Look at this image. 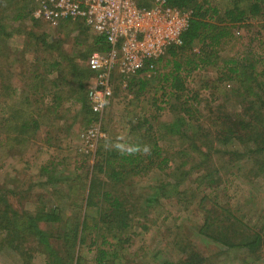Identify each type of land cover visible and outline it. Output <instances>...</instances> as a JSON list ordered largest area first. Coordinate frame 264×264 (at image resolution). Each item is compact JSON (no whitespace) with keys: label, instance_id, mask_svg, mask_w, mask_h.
Returning <instances> with one entry per match:
<instances>
[{"label":"rangeland","instance_id":"1","mask_svg":"<svg viewBox=\"0 0 264 264\" xmlns=\"http://www.w3.org/2000/svg\"><path fill=\"white\" fill-rule=\"evenodd\" d=\"M35 1L0 0L4 27L0 31V194L7 196L22 219L43 217L47 213L42 211L54 209L57 222L44 218L38 226L52 237L50 244L58 257L72 255V264H97L99 251L117 252L116 264H185L198 259H204L203 264H264V175H255L251 162L233 153L249 146L234 140L216 142L217 135L203 137L210 133L213 119L232 123L243 118V114L237 118L242 106L233 91L235 84L226 83L217 92L204 86L215 80L217 66L228 57L252 58L264 68V17L256 16L233 29L234 38L217 65L189 73L185 59L188 90L181 98L163 80L172 69L164 63L140 77L147 81L144 89L140 79L132 86L128 82L127 87L116 82L114 96L101 117L105 137L96 142L88 140V134L100 118L75 100L80 95L72 88L77 89L82 80L89 90L92 75L87 62L97 52V35L85 29L83 22L54 29L29 17L16 19L24 5L33 6ZM229 1L214 3L224 8ZM55 61L64 71L58 85L64 90L62 104L57 109L58 86L52 88L50 80H56L58 73H47ZM33 71L44 74V85L50 89L46 96L43 88L37 92L38 79H30ZM114 71L117 75L119 66ZM30 93L34 94L24 100ZM28 119L33 130L15 139L13 125L10 128L7 121ZM180 119L185 125L178 124ZM191 128L197 132L196 143L212 139L198 143L203 154L213 152L205 167L200 166L198 152L184 155L191 141L183 135H192ZM155 140L163 150L160 160L168 159L164 169L142 170L139 175L125 172L119 181L98 171L101 153L122 151L127 141L140 142L146 150ZM87 142L97 143L96 150ZM108 194L119 198L130 214L124 231L100 222L102 214L112 212L104 199ZM77 222H86L87 233H80L77 247L68 249L64 238ZM257 235L263 238L261 247L254 251L239 248ZM29 240L17 252L3 246L0 264H53L57 260L44 253L46 246L35 237Z\"/></svg>","mask_w":264,"mask_h":264},{"label":"trees","instance_id":"2","mask_svg":"<svg viewBox=\"0 0 264 264\" xmlns=\"http://www.w3.org/2000/svg\"><path fill=\"white\" fill-rule=\"evenodd\" d=\"M153 0H139V5L150 6ZM169 6L178 8L181 10H191L193 11V17L191 20L189 30L183 36V45L180 47H171L168 49L167 53L160 59L156 61L149 62L145 70L139 72L137 75L133 76L129 80V85H135V82L140 79L141 76L145 75L147 72L154 71L160 63L166 64L167 67L172 66V69L163 78L169 84V88L173 95H177L179 98L187 93L188 90V80L187 76H183L185 71L183 67L185 65V59L189 69V73L196 69L203 68L205 66L217 65V61L224 47L230 44V41L234 38L233 29L241 28L247 21L255 19L256 16L264 17V0H230L226 7H221L219 4H215L214 0H166ZM39 0L35 1V5H24L23 10L17 12L16 19L23 17H29L35 23L39 22L34 19V11L38 8ZM19 5V4H18ZM43 22V21H41ZM40 23V22H39ZM79 22L65 21L60 27L65 24H72ZM82 24V23H80ZM58 27V28H60ZM3 24L0 22V31L3 29ZM85 29L88 30L86 26ZM96 50L100 52H105L107 50V44L105 39L97 36L95 38ZM198 49L197 52L194 50ZM189 58V59H187ZM41 63H44L41 62ZM50 67L52 68L49 73L51 75L54 71L58 73V77L50 80V85L52 88H56L59 85V81L63 80V66L59 62H53ZM217 76L214 81L206 82L204 87L211 88L213 91H219L222 86H226L229 82L235 84L234 93L237 94L240 99L242 112L237 114L239 118L243 114L241 120L228 122L222 118L213 119L211 122L210 133L203 135V137L210 136L211 138L216 136V142L227 143L228 140H234L239 144H244L249 146L246 151L235 150L234 155L238 156L240 159H246L253 165V170L255 175H264V68L259 67L256 61L252 58L250 60H241L237 58H225L223 62L217 66ZM44 68L46 66L44 65ZM43 68V69H44ZM88 68V67H87ZM78 67L75 66L73 73L77 74ZM89 72V69H87ZM87 70H85L83 75L87 77ZM36 72V73H35ZM33 71L30 79H38L37 92L40 88L44 91L42 95L46 96L50 92L48 86L44 85V74H40L38 71ZM43 73V71H42ZM45 73V72H44ZM89 74H91L89 72ZM92 75V74H91ZM82 78V77H80ZM35 79V80H36ZM44 80V81H43ZM49 81L48 79H46ZM77 89L72 88V92L76 91L80 96H74L75 100L81 103L84 107L91 111L89 104V99L87 97V86L79 80ZM227 83V84H226ZM118 84V83H117ZM141 89H144L147 85V81L142 78L139 80ZM119 85V84H118ZM40 87V88H39ZM55 90V108L60 107L62 104V91L61 86ZM48 92L46 93V91ZM35 94H38V93ZM89 93V90H88ZM34 94V93H33ZM26 94L24 100L30 99L29 95ZM229 95L227 94V98ZM191 114V111L188 112ZM235 115V114H234ZM190 117V116H189ZM236 118V117H235ZM236 118V119H237ZM232 120V117L230 118ZM235 119V120H236ZM30 119L19 122L7 121L8 126L13 128L11 133L15 135V139H20L24 134L33 130L31 126ZM184 120L180 119L178 124L185 125ZM36 123V122H35ZM192 135L184 134L183 138L190 140L191 143L183 151L185 156H190L191 151L198 152L199 162L202 165L207 166L208 162L212 161L213 152L209 151L207 153H202L201 148L198 147V143L203 142L197 141V132L191 128ZM189 135V136H188ZM189 138H188V137ZM203 144L208 143L212 139L203 138ZM17 143L16 140H14ZM196 143V144H195ZM212 144H214L212 142ZM125 146L121 151L119 148L107 150L104 154L101 153L102 162H100V167L98 171L100 173H105L110 179L114 181H119L121 177L124 176L125 172H130L135 175H139L142 170H150L152 168L164 169L163 165L168 162V159L164 158L160 160L163 150L158 146L157 140L154 141L153 145L148 149H143L140 142H125ZM219 153V152H218ZM146 164V166H144ZM144 166V168H142ZM218 174V170L216 171ZM210 174H206L209 177ZM218 179H222L221 176ZM4 196V197H3ZM104 199L110 203L111 213L102 214L100 222L105 226H113L114 229L117 228L119 231H124L129 227L130 214L127 210H124V203L116 197L104 196ZM51 211V212H49ZM47 212L42 211L41 213H47V215L41 216H31L27 215L23 219L15 207L10 203L7 196L0 194V249L6 246L9 250L16 251L21 250L22 247L31 242L30 238L34 237L44 246L47 250H43L45 254H49L51 257L57 259L53 264H72V255L68 259H61L58 257V251L53 248L50 244L51 236L50 234L41 229L38 226V221H43L44 218L48 221L55 220L57 222L58 217L55 210H49ZM109 211V212H110ZM54 212V213H53ZM53 213V214H50ZM56 215V217H54ZM105 226L97 227L100 231L106 230ZM82 227V228H81ZM104 227V228H103ZM88 229L86 222H77L69 233H66L64 241H66L69 246L68 249H74L77 247V242L81 238L80 233H85ZM109 230V228H107ZM87 233V232H86ZM69 235L71 237L69 238ZM100 235V234H99ZM102 236V234H101ZM105 243L107 242V236L103 235ZM81 240V239H80ZM263 238L256 236L255 239H250V241H244V243L239 248L249 249L254 251L255 248L261 247L263 244ZM104 243V244H105ZM103 244V243H102ZM26 248V247H25ZM27 249V248H26ZM117 252L110 253L106 251H99L96 263L97 264H116L117 262ZM204 259H198L196 262L186 261L185 264H203ZM174 264V263H167Z\"/></svg>","mask_w":264,"mask_h":264},{"label":"built area","instance_id":"3","mask_svg":"<svg viewBox=\"0 0 264 264\" xmlns=\"http://www.w3.org/2000/svg\"><path fill=\"white\" fill-rule=\"evenodd\" d=\"M33 17L56 29L65 21L83 22L105 39L107 50L94 52L87 67L92 74L88 99L97 123L88 140L105 137L101 117L114 96L116 82L124 87L145 70L147 64L162 58L171 47L183 45L193 11L169 6L166 0H153L150 6L139 0H39ZM115 66L119 72L115 74ZM96 150L97 143H89Z\"/></svg>","mask_w":264,"mask_h":264}]
</instances>
